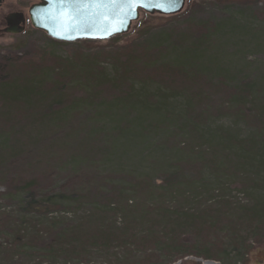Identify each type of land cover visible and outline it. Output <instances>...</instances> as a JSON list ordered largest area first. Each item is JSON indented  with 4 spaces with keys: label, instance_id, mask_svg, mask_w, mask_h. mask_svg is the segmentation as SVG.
Segmentation results:
<instances>
[{
    "label": "trees",
    "instance_id": "obj_1",
    "mask_svg": "<svg viewBox=\"0 0 264 264\" xmlns=\"http://www.w3.org/2000/svg\"><path fill=\"white\" fill-rule=\"evenodd\" d=\"M197 1L231 6L237 9L234 12L248 10L262 2L187 0V9L172 18L182 20L193 16ZM183 21L190 26L159 31L155 35L149 31L150 37L142 43L133 42L123 49L107 52L110 66L102 65V56L91 51L62 59L54 58L55 51L50 49V60L54 61L51 67L44 66L46 60L42 57L36 66L24 61L22 56L0 57V116L6 122H14L20 115H31L30 121L38 120L35 138H27L35 148L42 146V151L34 152V163L50 161L49 157L63 159L67 154L68 164L74 168H65L68 174H80L58 194H47L43 198L37 194L36 179L23 180L20 189L17 188L23 217L37 224L48 221V227L54 223L49 216L62 207L85 205L76 227L66 231L47 228L52 239L47 253L50 259L55 260L60 254L75 255L77 249L114 251L130 247L132 251L136 245L142 246L148 241L157 245L154 251L157 254L162 253L163 247L164 252L174 249L178 253L182 236L177 233L182 229H191L201 239L214 236L219 240L223 227L236 230L243 220L264 223V70L250 80L239 78L247 68L239 69L235 51L228 49L230 38L226 31L232 28L230 25L240 30V25L230 20L213 22L188 18ZM153 24L154 18L146 14L138 22L145 29ZM259 31L258 38L251 37L258 40L254 46L264 50V27ZM123 38L126 35L110 41L118 42ZM49 41L53 45L60 43ZM71 85H76L75 92ZM107 87L112 97L102 100L101 95L107 94ZM68 90H71L70 96ZM95 92L100 93L99 99L92 96ZM87 110L89 118L81 120ZM224 112L234 114L242 128L230 125L217 128L216 122ZM47 123L57 138L43 136ZM71 123L77 127L62 132L61 127ZM243 123L251 129H245ZM157 128H180L178 135L192 145L184 149L187 155L175 158L172 168L166 165L161 168L170 176L182 178L157 184L150 174L138 176L134 171L126 179L127 187L113 185L112 197L121 200L124 206L103 202L107 197L102 194L106 187L93 185L94 181L87 178L86 173H100L104 159L119 157L121 161L128 156L135 160L141 157L146 145H152L151 136ZM0 142L1 149L9 140L3 136ZM13 143L15 148L22 150L18 141ZM18 156H10L9 162ZM7 161L0 158V164ZM129 161L132 160L129 158ZM10 167L14 169L8 164ZM216 175L228 182L238 180L241 185L249 182L252 187L245 189L261 197L254 205L244 207L227 197L226 187L217 193V202L212 201L214 207L205 208V201L204 206L200 201L196 205L198 196L213 193L205 180ZM146 185L147 191L143 188ZM67 190L70 193H66ZM126 191L131 192V196L150 192V197L157 196L159 201L163 197L174 199L176 196L183 205L172 208L162 204L135 209V203L124 197ZM188 202L193 208L188 207ZM118 210L123 222L114 220L108 226L104 218L106 212H113L115 217ZM13 237L14 242L18 241L17 233ZM34 237L38 239L37 235ZM208 243L200 245L209 246ZM20 250L22 245L16 252ZM1 254L0 250V260L7 261L8 258H2ZM182 255L179 259L187 256ZM127 260L125 257L124 263Z\"/></svg>",
    "mask_w": 264,
    "mask_h": 264
},
{
    "label": "rangeland",
    "instance_id": "obj_2",
    "mask_svg": "<svg viewBox=\"0 0 264 264\" xmlns=\"http://www.w3.org/2000/svg\"><path fill=\"white\" fill-rule=\"evenodd\" d=\"M35 3L26 0H6V4L0 9V57L6 56L14 58L22 56L20 58H24V61L30 62V64L35 66L40 64L39 61L42 57L46 60V65L44 66L51 67L54 65V61L50 60V49H54L55 51L54 58L62 59L68 57L74 58L77 55L84 54V52L91 51L93 54H100L102 56L100 59L102 65L110 66L111 62L106 58L107 52H113L115 49H123L128 46L127 44L133 42L142 43L143 40L150 37L148 34L149 31L151 35H155L159 31H168L177 28L186 29L190 25L185 24L183 20L199 18L213 22L230 20L233 24L235 22V24L242 27L240 30L239 27L235 30V26L230 25L232 28L230 29L229 27L226 31V34L230 38L228 49L233 52L235 51V56L239 59V69L243 70V68H247L245 72H241V77L239 78L244 77L250 80L264 70V50H258L259 48L254 46L258 40H254L251 37L255 35L258 38L260 34L259 28L264 27V0L248 10L242 9L243 11L238 10V12H234L237 9H233L231 6L197 1L196 6L193 8V16L176 20L177 18L173 19L172 17L155 15L152 16L154 18V24L149 29L138 25V22L143 19V15H141L140 20L133 25L130 32L126 35V38L118 42L107 40L82 43V41H78L75 43L60 42L57 45L51 44L49 41L50 38L46 34L35 30L31 26L28 11ZM8 4H12L14 8L9 9ZM186 9L187 0L184 11ZM13 11L22 13L26 19L25 32L18 35L3 32L6 26L4 18ZM70 88H72V92L76 91V85H71ZM70 91L68 90L69 96ZM106 93L104 94L103 92L101 95L102 100H109L112 97V93L108 87L106 88ZM99 94V92H95L92 96L99 99ZM86 95L89 94L87 93ZM42 111L40 112L44 115V111ZM88 112V110L85 112L86 115H83L81 120L89 118L90 114H87ZM30 116H17L14 122H6L0 116V138L5 136V140H9V143L6 145L3 144V148L0 149V158L4 161L8 159L6 164H0V250L2 251V258L5 256V259L8 258V260H0V264H55V262L56 264H264V223L259 224L257 220L252 223L249 220H243L242 225H238L236 230H233L229 226L223 227L219 240L214 238V236L201 239L191 229H182L177 233L182 236L179 242L182 247L179 248L180 252L178 253L174 249L169 252H164L163 247L162 253L159 252L157 254L154 252L157 245L154 246L153 242L148 241V243H143L144 245L142 246L136 245L137 251L136 249L129 251L131 249L130 247L119 248L118 250L114 249V251L112 249L105 251L103 248L77 249L75 255L60 254L55 260L50 259L47 253L52 239L47 228L53 227L57 231H66L69 227H76L78 224L77 219L82 217V211L85 205L79 207L71 206V208L62 207L58 212L49 216V220H54V223L49 225V227L47 224L49 223L48 221L43 220L37 224L23 217L17 190L24 183L23 180L36 179L39 188L37 194L43 198L47 194H58L59 190L80 175L78 173H72V176L68 174L66 169L72 170L74 168L68 164L69 156L67 154L62 156L63 159H55L48 156L50 161L44 163L42 161L40 164L38 162L37 164L34 163V152L42 151V146L40 145L35 148L27 140L30 136L31 139L35 138V130L39 129L36 124L38 120L30 121L28 119ZM234 116V114L229 112L221 115L215 126L219 128L220 125H230L242 128ZM48 127L49 123H47V128L43 136L46 139L57 138L58 135H54ZM75 127H77V124L71 123L68 126L63 125L61 128H63L62 132H64ZM243 127L248 130L251 129V126L244 123ZM179 131L180 128H157L153 132L154 135L151 136L154 139L153 141L151 140L150 144L152 145L144 146L146 149L142 150L141 157L135 160L134 157L128 156L121 161L119 157L104 159L103 163H101L102 170L100 173L98 171L87 172L86 177L94 181L92 183L93 185L106 187V190L102 192L104 196H107L105 200L103 199V202L111 201L123 207L124 205L121 200L119 201L112 197L114 192L113 185L127 187L126 179L128 180V175L134 171L138 172V176L141 173L150 174L153 181L157 184H168L171 181L180 180L182 176L174 177L173 175L166 174V171H161L164 165L167 168H172L175 158L187 155L188 153L184 149L192 146L189 141H186L185 137L178 135ZM14 141H18L20 144L18 145L23 147L22 150L15 148L16 144L13 143ZM12 155L19 156L13 157L15 160L9 162V157ZM147 157L148 159L146 160ZM129 158L132 161H129ZM96 160L98 161L99 159L97 158ZM119 163L122 164L119 166ZM8 164H12L14 169L12 170L11 167L8 168ZM35 165L38 168L34 167ZM206 180L205 182L210 185L208 189L213 193L198 196V199L195 201L196 205L198 201L201 202L200 205L205 201L207 203L205 208L214 207L213 202H217L215 201L217 199V193L226 187L225 194L227 197H230L234 203H239L244 207L254 205L258 198L261 197L258 194L256 197L245 189L250 188L251 184L249 182H246V185H241L238 180L228 182L227 179H223L219 175H216V177L209 176ZM147 187V185L143 186L146 189L145 191H147ZM145 191L143 195L140 192V194H134L132 196L130 194L131 192L126 191L124 197L133 201L135 203L134 208H139L140 210L143 208H153L155 205L162 204L175 208L182 204L179 200H176L178 198L176 196L174 199L163 197L159 201L160 199L158 200L157 196L150 197V192L147 194ZM66 193H70V191L67 190ZM71 201L78 200L72 199ZM188 204L189 208H193V204L189 202ZM112 214L113 212H106L104 216L108 221V226L114 220L116 223L123 222L124 218L119 210L115 217ZM12 233L14 235L17 233L19 242L17 240L14 242ZM31 233L33 234L31 235ZM34 235H37L38 239H35ZM205 241H209V246L200 245ZM20 245H22V250L16 252ZM8 252L10 253L7 254ZM182 254H186L187 256L179 259V256H183ZM125 257L128 258L127 263H124Z\"/></svg>",
    "mask_w": 264,
    "mask_h": 264
},
{
    "label": "water",
    "instance_id": "obj_3",
    "mask_svg": "<svg viewBox=\"0 0 264 264\" xmlns=\"http://www.w3.org/2000/svg\"><path fill=\"white\" fill-rule=\"evenodd\" d=\"M31 26L61 43L107 41L127 35L141 15L173 17L186 0H28ZM24 29L16 30L21 34Z\"/></svg>",
    "mask_w": 264,
    "mask_h": 264
},
{
    "label": "flooded vegetation",
    "instance_id": "obj_4",
    "mask_svg": "<svg viewBox=\"0 0 264 264\" xmlns=\"http://www.w3.org/2000/svg\"><path fill=\"white\" fill-rule=\"evenodd\" d=\"M14 1H23V0H14ZM28 1V0H26ZM6 4V0H0V9L4 7ZM9 9H13L12 4H8ZM6 26L3 30L4 33L14 34L13 32L16 30H20L21 28L26 29V19L22 13L17 11L10 12L7 17L4 18ZM18 35V34H15Z\"/></svg>",
    "mask_w": 264,
    "mask_h": 264
}]
</instances>
